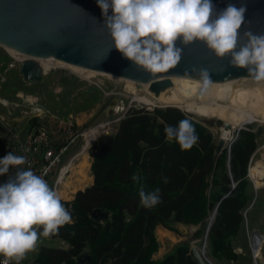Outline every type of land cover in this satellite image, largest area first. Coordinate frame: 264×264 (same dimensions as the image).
<instances>
[{"label": "trees", "instance_id": "obj_1", "mask_svg": "<svg viewBox=\"0 0 264 264\" xmlns=\"http://www.w3.org/2000/svg\"><path fill=\"white\" fill-rule=\"evenodd\" d=\"M182 119L191 121L199 137L188 150L165 132ZM260 132L240 131L231 148L218 154L212 132L185 112L129 109L117 132L99 135L88 150L93 185L77 192L73 201H62L72 222L43 237L60 239L66 247L41 245L32 264H79L85 252L90 264H196L190 241L176 245L162 260L153 259L159 250L156 229L176 232L177 224L199 227L196 238L210 225L208 258L238 261L235 244L252 200L248 166ZM142 189H159L161 202L142 206Z\"/></svg>", "mask_w": 264, "mask_h": 264}, {"label": "clouds", "instance_id": "obj_2", "mask_svg": "<svg viewBox=\"0 0 264 264\" xmlns=\"http://www.w3.org/2000/svg\"><path fill=\"white\" fill-rule=\"evenodd\" d=\"M97 5L115 50L150 74L165 73L179 64L183 48L178 43L202 42L217 58L230 57L231 66L264 81V34L246 30L241 35L244 6L228 4L217 13L212 0H97ZM193 71L205 87L210 83L206 69ZM165 132L184 150L199 139L189 119L167 126ZM26 163L25 156L12 152L0 158V176L8 177L0 183V256L6 258L5 264L13 259L19 264L41 237L57 234L72 222L58 191L42 175L21 167ZM12 168L16 171L9 175ZM139 196L145 208L161 202L159 189L149 193L142 189Z\"/></svg>", "mask_w": 264, "mask_h": 264}, {"label": "rangeland", "instance_id": "obj_3", "mask_svg": "<svg viewBox=\"0 0 264 264\" xmlns=\"http://www.w3.org/2000/svg\"><path fill=\"white\" fill-rule=\"evenodd\" d=\"M19 57L0 47V70H2L0 82V140L2 141H11L14 135L21 137L22 132L27 133L30 129L37 128L36 130H38L42 128L51 136V143L59 144L62 140L61 129L70 122L77 125L76 120L79 121V128L84 133L96 126H104L103 123H109L105 129L108 132L113 129L111 123L127 111L133 100L134 91L139 96L148 95L149 97L151 93L147 94L145 90L133 89L124 80L114 79L98 73L90 75L81 70L72 69L70 65H65L67 68L58 67L49 72L47 70L42 82L28 84L20 74L21 62H19ZM236 82L234 85L238 84L242 87L257 84V81L253 79L244 83ZM239 95L240 93L237 94L236 98ZM159 106L158 108H161ZM215 108L214 111L217 112L218 110ZM185 113L201 122L200 117ZM223 123V120L217 119L213 120L212 126L206 125L217 143L220 140L219 130L223 128ZM242 127L245 130L261 132L258 138V148L248 166L249 185L247 190L252 200L245 212L244 224L235 244V251L241 259L235 262H217L210 259L213 264H254L255 256H258L259 260L261 259L260 263L264 264V182L258 190H255L249 179L251 165L261 161V158L264 157V149H262L264 147V117L259 123L245 124ZM236 138L237 132L232 134V141L227 142L226 149L230 148V144ZM83 144L84 141L79 143L77 152L81 150ZM86 158L81 168L74 173L71 171L69 181H72L74 185L79 186L81 184L84 186L90 182L91 167L88 151ZM73 188L76 190L78 187ZM66 194L67 192H65L63 198L67 197ZM255 231H258L259 235L253 234ZM195 233V228H188L187 226L177 227L176 232L166 229L157 230L156 237L159 243L157 253L159 255L156 253L157 258L154 257L153 259L155 261L162 260L174 249V246L185 241H190L191 248H201L207 230L205 229L200 238H196ZM40 242V245L66 247L60 240L57 242L40 240ZM30 253H27L24 258V264L32 262L33 257Z\"/></svg>", "mask_w": 264, "mask_h": 264}, {"label": "water", "instance_id": "obj_4", "mask_svg": "<svg viewBox=\"0 0 264 264\" xmlns=\"http://www.w3.org/2000/svg\"><path fill=\"white\" fill-rule=\"evenodd\" d=\"M212 3L217 13L228 4L244 6L245 22L240 29L241 35L246 30L264 34V0H212ZM103 23L97 0H0V47L28 57L21 61L20 68V74L28 84L44 80L45 71L39 61L48 59L148 85L149 91L157 97L173 87L172 78L201 81L193 69H206L213 84L252 79L246 69L231 66L230 57L217 58L202 42L188 46L178 43L177 46L183 48L179 64L165 73L150 74L124 59L115 50ZM244 42L241 39V44ZM168 107L171 106L165 108ZM213 120L217 119L201 118V122L209 126L213 125ZM223 129L233 128L224 122ZM242 130L245 128L240 127L234 133L238 135ZM226 144L225 140H219L218 154L226 149ZM94 216L99 218L101 214L98 212ZM207 234L210 235V225ZM254 234L259 232L255 231ZM191 252L196 264H209L198 248H192ZM78 261L79 264H90L92 258L85 252Z\"/></svg>", "mask_w": 264, "mask_h": 264}, {"label": "bare ground", "instance_id": "obj_5", "mask_svg": "<svg viewBox=\"0 0 264 264\" xmlns=\"http://www.w3.org/2000/svg\"><path fill=\"white\" fill-rule=\"evenodd\" d=\"M7 51L14 56H20V61L28 58L15 51ZM39 63L43 67L44 71L48 70V72L58 67L64 68L65 65H67L54 59L40 60ZM70 67L72 69L81 70L84 73H89L90 75L97 74L96 72L84 70L74 66ZM105 76L118 79L110 75ZM250 80L241 79L237 81L244 83L249 82ZM126 82L133 89L137 88L145 90L147 94L150 93L148 85H139L130 81ZM172 82L173 87L161 93L158 97L153 93H150L149 97L148 95L139 96L136 91H134L132 101L151 108H158V105H160L161 108H165L167 106L178 107L181 110L190 114H195L200 118H216L223 120L225 123L231 124L233 128L232 130H224L223 128L219 130L220 139H223L226 142L232 141V134H234L233 131L235 129H239L245 124L259 123L264 117V83L261 81H257V84L254 86L245 87L238 84L234 85L236 81L218 84L209 83L206 87L203 85L202 81H194L185 78H172ZM238 93H240V95L236 98ZM213 106H215L216 108H214L220 113L218 111L215 112ZM101 127L103 126H96L84 133L85 142L81 150L77 153L76 160L71 164L72 173L81 168L83 165L87 156V150L91 143L95 140L98 130ZM262 149H264V147ZM261 159V161H257L255 164L251 165L249 171V179L253 183L255 190H258L264 182V157ZM212 221L213 216H211L209 224H211ZM203 247L204 244L201 248H195H198L200 252H202ZM254 260L259 261L258 256H255Z\"/></svg>", "mask_w": 264, "mask_h": 264}, {"label": "built area", "instance_id": "obj_6", "mask_svg": "<svg viewBox=\"0 0 264 264\" xmlns=\"http://www.w3.org/2000/svg\"><path fill=\"white\" fill-rule=\"evenodd\" d=\"M19 62L21 61L19 60ZM138 107L141 109L144 108L148 111H153L155 109L139 104L138 102L131 101L125 114L129 111V109ZM106 127L107 125L105 124L103 127L99 128L96 138L106 129ZM61 132L62 140L59 144L51 143V136L45 129L42 128L29 134L24 140L19 135H14L11 142L7 145V153L12 152L16 155L25 156L27 163L21 167L25 169L31 168V170H33L36 174L42 175L47 180L49 185L58 191L61 200L64 201L62 188L71 174V164L76 160L78 152L74 154L68 162L65 163V161L72 149L79 145L81 141L85 142V137L84 132L81 131V129L73 122L66 124ZM236 139L234 141H236ZM94 141L91 143L90 147ZM15 171V168L10 169L9 175H14ZM7 179L8 177L6 175L0 176V183L5 182ZM203 243L204 247L202 254L209 264H213L207 256L208 234H206ZM5 260H2L1 264H5ZM23 261L24 259L19 261V264L23 263ZM260 261L261 260H254V264H261ZM13 262L17 264L15 260ZM13 262L10 260L8 264H12Z\"/></svg>", "mask_w": 264, "mask_h": 264}, {"label": "crops", "instance_id": "obj_7", "mask_svg": "<svg viewBox=\"0 0 264 264\" xmlns=\"http://www.w3.org/2000/svg\"><path fill=\"white\" fill-rule=\"evenodd\" d=\"M124 116H125V113H124V115L123 116H121L119 119H117L116 121H114L113 123H111V126H113V129L111 130V131H103L102 133H100L99 135H101V134H114V133H116L117 132V130H118V126H119V122H120V120H122L123 118H124ZM76 123H77V126L78 127H80L79 126V121L78 120H76ZM103 124H106L107 126H108V124L109 123H103ZM37 129V128H36ZM36 129H30L27 133L26 132H22V134H21V138L24 140L29 134H31V133H34V132H36L37 130ZM39 130V129H38ZM62 130V129H61ZM98 135V136H99ZM61 137H62V135H61ZM98 138V137H97ZM96 138V139H97ZM11 141H2V140H0V153H1V157L3 156V155H5L6 153H7V145L10 143ZM95 142V141H94ZM93 145V144H92ZM91 148V147H90ZM78 149H79V145H77L74 149H72V151L70 152V154H69V156L67 157V160L65 161V163L66 162H68V160L74 155V154H76L77 153V151H78ZM0 157V158H1ZM90 167H92V160H91V158H90ZM90 173H91V171H90ZM70 179L68 178L67 179V181L65 182V184H64V186H63V188H62V194H63V196H64V194H65V192H67V197L66 198H64L63 200L64 201H67V202H71V201H73L74 200V198H75V195L77 194V192H79V191H84L86 188H88V187H90V186H92L93 185V183H94V179H93V177H92V175L90 174V182L88 183V184H85L84 186L83 185H81V184H79V186L77 185V184H72V181L70 182L69 181ZM83 186V187H82ZM73 187H78L76 190L73 188ZM180 226H187L188 228H195V232H197L198 231V229H199V227H197V226H194V225H185V224H177L176 225V228L177 227H180ZM165 228H163V227H158L157 229H156V231L157 230H164ZM167 230V229H166ZM40 240L42 241V240H45V241H51V242H57V241H59L60 239H54V240H50V239H45V238H43V237H41L40 238ZM61 241V240H60ZM61 242H63V241H61ZM64 243V242H63ZM41 244V242L39 241V245H37V247L35 248V250H33L30 254H31V257H33V259H32V262L34 261V259L36 258V256L38 255V252H39V248H40V245ZM175 247V246H174ZM157 255H159L158 253H157ZM154 257L155 258H157L156 257V254L154 255ZM153 257V258H154ZM6 258L5 257H3V256H0V264H1V261L2 260H5ZM163 259V258H162ZM160 260V259H159ZM12 262L14 261V259L13 260H11ZM32 262L31 263H28V264H32ZM25 263V260L23 261V263H21V264H24ZM12 264H15L14 262L12 263Z\"/></svg>", "mask_w": 264, "mask_h": 264}]
</instances>
